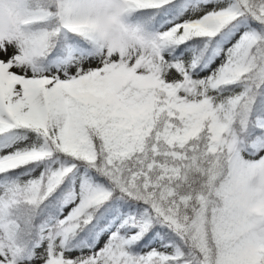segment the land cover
Returning <instances> with one entry per match:
<instances>
[{"label": "snow or ice", "instance_id": "obj_1", "mask_svg": "<svg viewBox=\"0 0 264 264\" xmlns=\"http://www.w3.org/2000/svg\"><path fill=\"white\" fill-rule=\"evenodd\" d=\"M0 264H264V0H0Z\"/></svg>", "mask_w": 264, "mask_h": 264}, {"label": "clouds", "instance_id": "obj_2", "mask_svg": "<svg viewBox=\"0 0 264 264\" xmlns=\"http://www.w3.org/2000/svg\"><path fill=\"white\" fill-rule=\"evenodd\" d=\"M133 23H135V21H133Z\"/></svg>", "mask_w": 264, "mask_h": 264}]
</instances>
